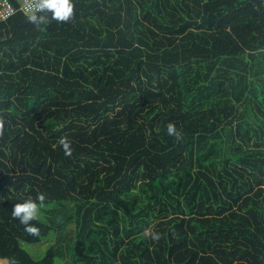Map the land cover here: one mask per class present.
Listing matches in <instances>:
<instances>
[{"label": "trees", "instance_id": "trees-1", "mask_svg": "<svg viewBox=\"0 0 264 264\" xmlns=\"http://www.w3.org/2000/svg\"><path fill=\"white\" fill-rule=\"evenodd\" d=\"M73 2L0 21V264H264V0Z\"/></svg>", "mask_w": 264, "mask_h": 264}, {"label": "clouds", "instance_id": "clouds-1", "mask_svg": "<svg viewBox=\"0 0 264 264\" xmlns=\"http://www.w3.org/2000/svg\"><path fill=\"white\" fill-rule=\"evenodd\" d=\"M30 12L26 15L29 23L42 30V26H46L55 21L58 24L71 21L75 16V4L73 0H30L29 4ZM4 125L0 121V136L3 135ZM167 134L179 138L178 132L174 123L169 122L167 124ZM59 144L64 150L65 156H71L72 148L71 141L62 136L59 139ZM46 200L45 193H38L35 198L28 197L13 205L11 210V216L13 219L19 221L24 226V231L30 236H39L40 228L33 223V221L40 220L41 209L44 206ZM145 237H151V239L158 241L160 234L153 232L151 229H145ZM9 264H18L16 259L10 258Z\"/></svg>", "mask_w": 264, "mask_h": 264}, {"label": "built area", "instance_id": "built-area-1", "mask_svg": "<svg viewBox=\"0 0 264 264\" xmlns=\"http://www.w3.org/2000/svg\"><path fill=\"white\" fill-rule=\"evenodd\" d=\"M29 4L30 0H0V21H5L18 12L29 14Z\"/></svg>", "mask_w": 264, "mask_h": 264}, {"label": "rangeland", "instance_id": "rangeland-1", "mask_svg": "<svg viewBox=\"0 0 264 264\" xmlns=\"http://www.w3.org/2000/svg\"><path fill=\"white\" fill-rule=\"evenodd\" d=\"M53 237L50 235L44 238L39 243L36 244H23V247L30 253L35 259H40L46 252L47 248L51 245ZM3 263V261H0Z\"/></svg>", "mask_w": 264, "mask_h": 264}]
</instances>
